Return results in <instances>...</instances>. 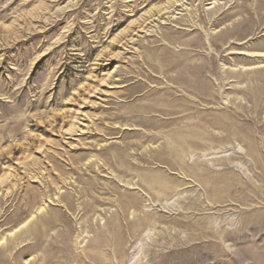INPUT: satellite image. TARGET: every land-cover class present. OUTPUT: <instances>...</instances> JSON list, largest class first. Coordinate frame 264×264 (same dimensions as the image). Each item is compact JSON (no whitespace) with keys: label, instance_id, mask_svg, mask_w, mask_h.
Here are the masks:
<instances>
[{"label":"rangeland","instance_id":"374dc122","mask_svg":"<svg viewBox=\"0 0 264 264\" xmlns=\"http://www.w3.org/2000/svg\"><path fill=\"white\" fill-rule=\"evenodd\" d=\"M0 264H264V0H0Z\"/></svg>","mask_w":264,"mask_h":264}]
</instances>
